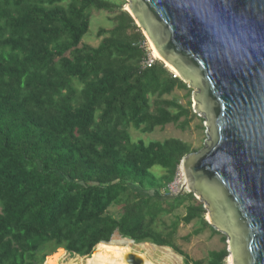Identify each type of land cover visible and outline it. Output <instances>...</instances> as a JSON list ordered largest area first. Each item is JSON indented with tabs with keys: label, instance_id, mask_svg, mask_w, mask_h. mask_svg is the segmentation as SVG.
<instances>
[{
	"label": "trees",
	"instance_id": "trees-1",
	"mask_svg": "<svg viewBox=\"0 0 264 264\" xmlns=\"http://www.w3.org/2000/svg\"><path fill=\"white\" fill-rule=\"evenodd\" d=\"M115 9L111 0H0V264H43L58 249L91 256L116 233L170 248L184 264H231L226 249L191 261L175 244L181 223L213 229L192 193L166 194L194 152L177 139L134 142L130 130L185 131L190 106L163 98L188 89L161 62L144 65V38L124 12L99 30L97 47L84 43L91 11Z\"/></svg>",
	"mask_w": 264,
	"mask_h": 264
},
{
	"label": "water",
	"instance_id": "water-1",
	"mask_svg": "<svg viewBox=\"0 0 264 264\" xmlns=\"http://www.w3.org/2000/svg\"><path fill=\"white\" fill-rule=\"evenodd\" d=\"M128 1L205 119L206 148L181 161L188 192L227 238L233 264H264V0Z\"/></svg>",
	"mask_w": 264,
	"mask_h": 264
},
{
	"label": "rangeland",
	"instance_id": "rangeland-1",
	"mask_svg": "<svg viewBox=\"0 0 264 264\" xmlns=\"http://www.w3.org/2000/svg\"><path fill=\"white\" fill-rule=\"evenodd\" d=\"M111 2L116 4V9L112 12L95 11V10L91 11L92 20H91V25H90V31L84 37L83 39L84 43L91 47H97L102 40V38L98 36L99 30L101 29L105 31L110 30L113 26L111 22L113 16H116L120 12H124L132 18L135 26L139 28L144 38V43L141 46V47H145L146 52H147V60L144 65L145 66L149 64L152 65L156 61L161 62L173 74V77H178L180 79L179 74L176 71L171 70L166 65L165 62L155 59L159 57L154 55V50H152L154 57L152 56V51L149 45L148 38L146 37L144 31L140 27H138L139 25L136 23L131 13L128 10H126L127 6L129 5V1L128 0H111ZM186 86L189 92L182 91V90H175L172 95L165 96L163 100L170 101L173 99H177L180 105L184 107L190 106L192 117H191V122H190L189 127L185 131H181L176 126L168 125L162 129L157 128L152 134H144V133H141L140 131H135L134 129H131L130 133H131V137L134 142L142 140L146 143H149V142H154V141L163 142L169 139H177V140H180L188 144L191 147L194 153L190 155H194L197 152H200L206 148V144L208 143L209 136H208V131L205 127V119L203 118V116L195 114L194 112L195 103H194L193 97L196 91L193 90L189 84H186ZM152 171L156 174L161 173L160 168H154ZM184 180L185 178L183 174V169L180 164L177 168L175 180L167 188L166 194L171 197H175L179 194H188L189 192L183 188ZM196 200L198 199L196 198ZM111 211L115 212L116 208H114V210L112 209ZM205 211H206V214L204 216V219L207 222L208 211L207 210ZM185 214H186L185 207H182L181 209L176 211L172 216H168L163 220L166 223V225L169 226L171 222H173L176 219V217L182 218L185 216ZM201 228L202 227L198 221H194L190 225H185L183 223L179 225L178 231L175 237V244L181 250L182 253H184L191 261H202V260H206L208 254L212 251H221L223 249H226V251L228 252L227 238L223 234L217 232L215 229H209V228L201 229ZM198 230L199 231L202 230V231L198 235H195V232H197ZM114 237L120 238V236L117 233L114 234ZM147 245H152V244H147ZM137 246H140V245H137V244L132 245L133 251L135 253H142L146 255L147 258L155 264H177L176 262L169 260V259H165L163 257V254L160 251V249H162L163 247H157L155 245H152L156 247V250L147 252L144 249L137 247ZM59 250L61 249H58L56 250L55 253L48 255L45 258V261L43 264H47L49 260L52 258V256L55 255ZM151 253H154V254H151ZM176 255L179 256L178 254ZM87 257H90V256H85V257H80V258L76 257L74 259L73 258L71 259L66 253L65 260L60 261L58 264H65V263L70 264L73 260L77 261L76 263H80L79 260H81V262L84 263ZM179 257H181L182 259L181 264H184V258L182 256H179Z\"/></svg>",
	"mask_w": 264,
	"mask_h": 264
},
{
	"label": "bare ground",
	"instance_id": "bare-ground-1",
	"mask_svg": "<svg viewBox=\"0 0 264 264\" xmlns=\"http://www.w3.org/2000/svg\"><path fill=\"white\" fill-rule=\"evenodd\" d=\"M126 10L129 11V5L127 6ZM149 45H150L151 49L154 50V55L159 57L157 59L163 61L161 56L156 51V49L154 48V46L151 44L150 41H149ZM166 65L171 70H174L168 64H166ZM183 174H184V178H185L183 188L186 189L187 191H189L190 181L187 178V175H186L184 170H183ZM207 219L209 220L208 215H207ZM132 245H134V244L128 240H124L121 237L120 238L114 237L110 243L99 244L95 248L92 256L87 257L85 259L84 263H82L81 260H79L80 263H76L77 261L73 260L70 264H130V261H129V255L130 254H136L137 256H139L143 260V264H155L151 260H149L146 255H144L142 253H135L132 249ZM137 247H140L147 252H151L152 250H156V247H154L152 245H147V244H143V245H140ZM160 251L163 254V257L165 259L172 260V261L176 262L177 264L182 263L181 257L177 256L171 249L162 248V249H160ZM65 254L66 253L63 249L59 250L55 255L52 256L51 259L49 258L50 260L48 259L49 262L47 264H58L60 261L65 260ZM151 254H154V253H151ZM230 263L233 264L232 256H230Z\"/></svg>",
	"mask_w": 264,
	"mask_h": 264
},
{
	"label": "built area",
	"instance_id": "built-area-1",
	"mask_svg": "<svg viewBox=\"0 0 264 264\" xmlns=\"http://www.w3.org/2000/svg\"><path fill=\"white\" fill-rule=\"evenodd\" d=\"M147 67H150V64H149V65H147Z\"/></svg>",
	"mask_w": 264,
	"mask_h": 264
},
{
	"label": "clouds",
	"instance_id": "clouds-1",
	"mask_svg": "<svg viewBox=\"0 0 264 264\" xmlns=\"http://www.w3.org/2000/svg\"><path fill=\"white\" fill-rule=\"evenodd\" d=\"M67 253V252H66ZM69 256V255H68ZM70 257V256H69ZM71 258V257H70ZM72 259V258H71Z\"/></svg>",
	"mask_w": 264,
	"mask_h": 264
},
{
	"label": "crops",
	"instance_id": "crops-1",
	"mask_svg": "<svg viewBox=\"0 0 264 264\" xmlns=\"http://www.w3.org/2000/svg\"><path fill=\"white\" fill-rule=\"evenodd\" d=\"M140 245H142V244H140Z\"/></svg>",
	"mask_w": 264,
	"mask_h": 264
}]
</instances>
